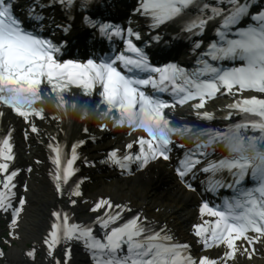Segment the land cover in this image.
<instances>
[{
    "label": "snow or ice",
    "instance_id": "snow-or-ice-1",
    "mask_svg": "<svg viewBox=\"0 0 264 264\" xmlns=\"http://www.w3.org/2000/svg\"><path fill=\"white\" fill-rule=\"evenodd\" d=\"M18 2L0 0V93L12 94L10 100L20 105L27 104L29 96L38 95L42 85H47L58 97L69 85L79 86L86 95H90L96 85L97 101L104 105L106 112L114 110L126 123L139 118L142 122L159 124L165 119L167 108L193 99L202 101L196 107L203 108L207 98H215L222 89L228 93L236 88L238 92L252 90L264 94V0H140L134 13L149 21L150 36L166 26L180 24L193 44L196 61L192 67L176 62L155 66L147 51L151 42L141 47L137 44L143 40L140 31L131 26L124 29L99 18L93 11L95 0H83V3L81 0H49L48 3L37 0L30 8L29 17L36 24V30H29L26 22L16 15ZM60 9L73 21L77 10H87L86 25L109 41L119 37L124 42V50L117 49L111 55L99 58L60 59L68 41L57 44L42 35L47 25L39 26L48 19L46 11ZM213 22L218 25L214 30L215 38L206 42L203 38ZM53 25L65 33H70L73 27L72 24L56 25L55 18ZM154 42L161 43V37L154 36ZM149 88L155 94L146 91ZM164 94L172 96L173 100L164 99ZM7 106L30 126L32 133L39 134L40 129L29 121V116L43 119L41 112L16 108L11 103ZM228 107L243 113L244 122L232 123L226 129H206L200 135L211 137V142L185 151L173 162V171L183 187L194 191L192 181L197 179L198 173L206 175L209 178L202 180L204 191L212 192L223 201L213 206L201 198L197 211L211 219L191 225L203 248L217 247L214 257L191 256L186 251V244L173 243L163 227L155 229L142 212L137 211L120 222L124 212L132 211L127 202L114 205L107 196H101L91 202L90 210L102 209V212L88 224L70 222L63 209L51 213V223L40 242L49 264H69L70 245L64 249L62 260L55 253L62 242L72 240L87 249L91 264H229L241 250L248 252L250 258L256 245L264 241V166L237 158L217 161L212 155L216 140H227L238 150L243 147L264 153V98L252 95L236 100ZM199 118L213 121L215 115L205 112ZM223 119L231 121V113ZM97 127L104 128L105 125L101 123ZM11 132L8 128L7 134L0 136V213L10 217L6 236L18 239L19 214L26 199L20 195L13 203L14 178L21 169L13 163ZM24 135L26 137L28 133L24 132ZM80 143L83 140L72 144L66 164L63 163L61 145L58 142L48 144L54 153V187L61 196L64 185L76 171L73 162L77 159L76 149ZM174 144L164 132H160L158 138L137 136L134 142L123 145V155L117 154L116 148H109L101 159L128 172L133 163L137 168H143L157 158L171 160ZM178 147L185 148L182 144ZM26 170L30 171L31 165ZM224 173H230L229 179L222 178ZM249 181L255 182L254 186H246ZM20 187L26 189V185ZM222 189L231 190L234 196L223 197ZM68 195L67 202L76 204L72 197L82 195L79 181L70 188ZM96 225L100 235L93 231ZM37 251L39 249L33 246L25 255L34 260Z\"/></svg>",
    "mask_w": 264,
    "mask_h": 264
},
{
    "label": "bare ground",
    "instance_id": "bare-ground-1",
    "mask_svg": "<svg viewBox=\"0 0 264 264\" xmlns=\"http://www.w3.org/2000/svg\"><path fill=\"white\" fill-rule=\"evenodd\" d=\"M70 100L73 101V104L67 109L65 115L56 111L52 107L50 100L46 103L45 114L47 116L41 123L42 134L40 135L42 138H39V141L45 140L49 133L54 131L58 133L59 129L65 131L67 138L78 136V130L81 129V125H86L85 122L88 119L86 114L90 112L88 107L90 102L78 98L76 94H73ZM183 113H186L183 117L190 120L191 112L187 113L184 110L179 112L181 115ZM48 116H52L53 119ZM85 149L88 155H91L96 150V147L95 145H88ZM28 151V158L33 162L38 160L39 163L33 164L35 174L31 176L29 181L28 203L23 206L19 215V238L12 237L15 244L4 249L0 264H49L46 254H42L41 258L31 261L26 255H22L20 251L27 242L33 243V246L37 249L39 248L40 240L49 224V212L58 202L54 188L48 179V166L45 163V159H43V152L36 144L30 145ZM22 153L24 152L22 151ZM23 155L24 157L26 156L25 154ZM84 196L90 198L92 202L97 197L107 196L109 199L111 197L115 200H127L131 205L144 208V210L149 208V206L150 208H157L151 215L157 217V219L165 220L175 229L178 235L184 234L182 223L190 219V214L192 213L189 208L192 198L191 194L180 189L176 182L170 179L169 174L160 164H153L152 168L143 174H134L125 178L108 175L106 178L96 180L84 193ZM64 198L65 196L61 197L62 200ZM75 200L79 201L78 198H75ZM69 209L75 215L83 216V220L91 218L85 215L86 207H83L80 203L72 205ZM97 210L99 211L100 209ZM56 256L62 260L60 252ZM69 264H91V259L89 257H81L80 253L74 252ZM237 264H264V256L260 260L254 258L251 260L238 259Z\"/></svg>",
    "mask_w": 264,
    "mask_h": 264
}]
</instances>
